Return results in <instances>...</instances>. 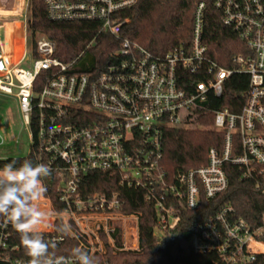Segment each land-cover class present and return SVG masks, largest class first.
<instances>
[{
	"label": "built area",
	"instance_id": "built-area-1",
	"mask_svg": "<svg viewBox=\"0 0 264 264\" xmlns=\"http://www.w3.org/2000/svg\"><path fill=\"white\" fill-rule=\"evenodd\" d=\"M141 1L44 0L51 22H94L99 34L114 39L118 47L103 68L79 71L78 63L88 57L94 41L69 63L55 56V44L43 36L36 44L29 39L28 53V0L18 28H11L9 58L0 44V97L17 103L29 139L28 154L16 158L47 164L60 183L62 212H55L44 195L36 202L48 217L41 234L56 247L73 235L71 226L65 235L57 224L74 222L88 238L90 255L106 253L104 238L114 253L142 251V218L120 212L124 202L118 193H80L83 178L92 172L117 175L121 185L144 192L156 212L158 240L172 234L183 210L196 211L203 198L212 201L227 191V164L264 196V0L199 2L190 41L164 55L122 35L127 20L120 13ZM208 7L247 50L234 58L235 71L220 67L209 55L204 42ZM235 72L247 75L249 86L239 113L214 112L213 128L224 136L222 148L209 150L206 165L169 177L162 167L164 132L185 127L199 112L209 113L210 98L223 95ZM91 226L103 230L95 233ZM112 231L120 234V242L110 238ZM190 246L196 255L213 257L212 264H255L264 255V215L254 227L226 205L194 225ZM60 257L72 264L71 256ZM30 259L19 234L0 217V264H30Z\"/></svg>",
	"mask_w": 264,
	"mask_h": 264
},
{
	"label": "trees",
	"instance_id": "trees-1",
	"mask_svg": "<svg viewBox=\"0 0 264 264\" xmlns=\"http://www.w3.org/2000/svg\"><path fill=\"white\" fill-rule=\"evenodd\" d=\"M204 0H142L136 6L120 13L121 20H127L122 35L155 55H164L175 46L189 42L192 35V18L196 5ZM27 32L36 44L40 37H46L56 46L55 56L65 63L73 61L88 44L94 45L88 51L90 61L80 62V72L105 67L107 56L117 49L118 44L108 34H99V24L94 22L55 23L46 14L44 0H28ZM204 42L209 55L220 66L228 70L237 69L234 58L246 54L244 44L236 34L222 25L220 15L208 7L204 29ZM249 78L234 73L224 84L221 97L210 98L209 113H201L185 127L168 129L163 137L162 167L169 177L177 173L197 169L207 164L211 148L221 149L224 136L213 128L214 112L227 109L239 113L246 101ZM237 153V152H235ZM11 160L22 162V158L0 159V168ZM17 165V166H18ZM225 171L229 180L227 191L212 201L201 200L196 211L183 210L181 221L171 235L163 240L154 236L156 212L146 202L145 194L120 184L117 175L92 172L83 178L80 193L87 197L93 194L112 195L118 193L124 202L120 212L138 214L142 218V251L140 253H114L107 240L106 253L95 254L99 264H212L213 257L196 255L190 246V234L194 225L214 215L226 205H231L235 216L252 226L260 223L264 215V196L255 189L252 181L242 180L237 167L227 164ZM47 191L44 194L52 202L55 212L65 207L60 202V185L56 175L43 178ZM61 224H57L60 226ZM72 236L66 242L52 249L57 256H71L73 247L87 249L88 238L71 222ZM66 235V234H65ZM255 264H264V255L257 257Z\"/></svg>",
	"mask_w": 264,
	"mask_h": 264
},
{
	"label": "clouds",
	"instance_id": "clouds-1",
	"mask_svg": "<svg viewBox=\"0 0 264 264\" xmlns=\"http://www.w3.org/2000/svg\"><path fill=\"white\" fill-rule=\"evenodd\" d=\"M11 160L0 168V217H6L19 234L20 243L31 258L30 264H68L52 251L54 242L46 241L41 227L46 226L47 213L36 202L46 193L43 178L51 175L44 163L34 164L30 159ZM70 225L64 223L57 231L68 234ZM72 264H98L96 258L80 247L71 249Z\"/></svg>",
	"mask_w": 264,
	"mask_h": 264
},
{
	"label": "rangeland",
	"instance_id": "rangeland-1",
	"mask_svg": "<svg viewBox=\"0 0 264 264\" xmlns=\"http://www.w3.org/2000/svg\"><path fill=\"white\" fill-rule=\"evenodd\" d=\"M27 0H0V5H20V8H15L9 12H0V24L6 22L3 27H0V31L5 29L4 37V50L5 52L12 47L11 41V27L9 22L18 21L20 18V12L23 4H26ZM15 5V6H16ZM8 22V23H7ZM22 36V33H21ZM27 52H31L30 35L28 34ZM89 57L84 58L82 61L86 62ZM81 61V62H82ZM0 137L4 139V145L0 146V157H24L29 152V139L28 134L22 126L17 103L8 97H0ZM1 140V139H0ZM18 140V144L15 141ZM93 232H102V226H91ZM115 232H111L108 235L116 242H120V234L114 235Z\"/></svg>",
	"mask_w": 264,
	"mask_h": 264
},
{
	"label": "crops",
	"instance_id": "crops-1",
	"mask_svg": "<svg viewBox=\"0 0 264 264\" xmlns=\"http://www.w3.org/2000/svg\"><path fill=\"white\" fill-rule=\"evenodd\" d=\"M15 5H16V4H15ZM15 5H13V4H11V5H7V4H5V5H0V12H1V13H3V12L5 13V12H9V11H11V10H14L15 8H20V7H21V4L18 5V6H17V5L15 6ZM24 6H25V3L23 4V7H22L21 12H20V15H21V13H22V11H23V9H24ZM20 15H19V16H20ZM18 21H19V20H18ZM18 21L16 20L15 22H9V23L12 25V27H13V26H16V28H18V26H19ZM7 23H8V22H7ZM5 24H6V22L0 24V27H3ZM12 27H11V28H12ZM4 33H5V29H3V30L0 31V44H4V43H5ZM11 48H12V47H11ZM0 51H1V49H0ZM10 53H11V49L5 52V56H6V58H9V57H10Z\"/></svg>",
	"mask_w": 264,
	"mask_h": 264
}]
</instances>
